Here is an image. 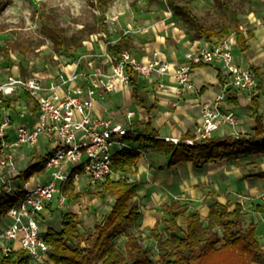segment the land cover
<instances>
[{
    "label": "built area",
    "instance_id": "built-area-1",
    "mask_svg": "<svg viewBox=\"0 0 264 264\" xmlns=\"http://www.w3.org/2000/svg\"><path fill=\"white\" fill-rule=\"evenodd\" d=\"M235 44L229 38L201 52L186 54L185 62L174 72L176 82L192 90L191 70L200 64L215 65L228 78V85L255 90L258 74L236 60ZM75 66L73 71L65 68L51 79L18 74L0 84V198L23 192V198L3 217L6 224L0 231V258L24 250L34 261L56 264L50 257L51 246L43 237L42 215L61 194V186L71 179L78 188L82 179L95 185L111 176L115 155L130 147L125 137L137 134L133 112L127 113V122L95 117L96 99L103 100L120 85L130 84L127 67L144 78L169 73L165 62L139 61L129 51H123L119 59L114 57L110 73H80ZM7 100H11L10 106ZM201 110L202 122L187 143L208 139L222 126L232 128L233 135L239 136V119L234 111H223L209 101L202 103ZM42 139L48 154L45 171L24 179L25 151H34ZM59 202L65 206L66 198L61 196Z\"/></svg>",
    "mask_w": 264,
    "mask_h": 264
},
{
    "label": "trees",
    "instance_id": "trees-1",
    "mask_svg": "<svg viewBox=\"0 0 264 264\" xmlns=\"http://www.w3.org/2000/svg\"><path fill=\"white\" fill-rule=\"evenodd\" d=\"M105 12L108 0H93ZM176 14L184 16L192 22L195 34L211 42L213 38L236 37L238 48L245 52L248 40L254 36L253 30L242 31L235 12L225 7L223 25L219 31L204 26L191 11L189 4L180 5L177 0H170ZM3 7V6H2ZM106 23V22H105ZM104 23V24H105ZM54 39L61 49L65 44L60 34ZM80 41L78 46L82 45ZM107 50L117 59L123 51L133 47L130 38L122 36L115 45L108 43ZM118 62V60H117ZM204 64H200L201 66ZM126 71L130 78L135 101L145 107L140 93V76L132 68ZM255 71L258 72L257 69ZM10 106L11 100H7ZM252 108L256 112L254 133L239 136L210 137L194 144L186 142L194 138L187 136L178 142L161 138L148 122L137 134L129 133L125 140L130 147L118 152L114 157L113 168L116 172H132L136 167L139 153L135 142H149L153 148L169 157V166L183 162H193L200 168L205 162H218L224 159H247L253 156L264 157V117L258 114L259 97H254ZM48 154L40 155L24 170L22 178L28 179L45 170ZM258 176L264 177V173ZM140 184L136 180L115 179L110 176L103 182L87 185L83 192L76 191L71 179L61 186V195L67 201H76L84 196L89 200L96 198L115 199L111 210L102 221L95 225L91 232L80 229L81 222L77 214L62 213V229L48 228L43 233L44 239L51 246V259L56 264H154L150 249L144 244L142 234H127L129 226L141 217L139 204L135 201ZM23 198V192L16 196L4 195L0 198V219ZM210 211L206 219L198 212L191 211L187 204L173 200L166 207L168 220L165 228L169 238L159 240V264H264V250L256 238V225L247 223L241 210H229L227 205L220 203L216 197L207 195ZM155 232V231H153ZM152 232V233H153ZM126 235L124 244L119 245L118 239ZM0 264H32V259L24 250H16L8 256L0 258Z\"/></svg>",
    "mask_w": 264,
    "mask_h": 264
},
{
    "label": "rangeland",
    "instance_id": "rangeland-1",
    "mask_svg": "<svg viewBox=\"0 0 264 264\" xmlns=\"http://www.w3.org/2000/svg\"><path fill=\"white\" fill-rule=\"evenodd\" d=\"M177 3H188L200 22L216 31L223 25L226 6L235 12L243 32L264 28V0H177ZM56 34L63 37L65 45L61 49L54 39ZM122 36L134 40L132 52L139 61L145 57H148V61H162L160 55L164 51L185 52L186 57L188 53L201 52L211 47L215 41L221 42L229 38L236 42L234 34L213 38L211 42L203 37L199 39L192 22L176 14L170 0H108L105 12L93 0H0V84L6 83L11 75L18 74H38L51 79L65 68L76 67L75 65L80 73L90 70L110 73L114 57L106 45H115ZM199 40L201 43L196 45L195 42ZM80 41H83L82 45L78 46ZM193 47L196 48L192 49ZM251 51L252 55L248 57L245 54V59L257 57V65L254 67L260 70L263 91L260 97H263L261 103L264 105V44L255 48L252 42ZM163 62L169 65V73L154 74L149 79L145 77V80H149L147 86L151 85V89L143 90V94L151 97L154 102H158V96L163 95L167 106H174L175 103L169 100L171 95L182 94L185 89L178 83L175 85L178 88L170 87L164 82V77L169 75L175 79L174 72L185 61L173 67V71L170 70L172 64L169 61ZM29 110H32L30 104ZM201 122L202 114L191 135H196ZM237 133L242 134L239 131ZM178 138L183 139L185 135ZM38 149V153H45L43 139ZM148 149L150 147L145 145L136 147L139 155L145 158L149 153ZM27 158L28 163H31L37 159V155L29 154ZM135 173L134 170L122 172L119 177L133 180ZM81 182L84 183V179ZM83 189L84 186L77 191L83 192ZM114 204L115 199L112 197L92 201L84 196L70 202L68 205L71 208L61 210L62 213L79 212L81 231L91 232ZM55 221L58 225L61 223L59 215ZM134 229L138 231L136 224L134 227L129 226L127 234L133 233ZM146 237L144 244L150 249L154 264H158V232H150ZM124 241L118 240V244L122 245Z\"/></svg>",
    "mask_w": 264,
    "mask_h": 264
},
{
    "label": "crops",
    "instance_id": "crops-1",
    "mask_svg": "<svg viewBox=\"0 0 264 264\" xmlns=\"http://www.w3.org/2000/svg\"><path fill=\"white\" fill-rule=\"evenodd\" d=\"M253 33L254 36L248 40L249 47L245 52L238 48L236 42L234 55L238 62L252 68L254 71L255 69L258 70L256 73L258 74L259 85L255 90L236 89L227 84L228 78L222 75L218 66L201 65L195 66L191 70L190 78L194 88L192 90L185 89L182 94L171 95L172 98L169 100L175 103V107L169 104L167 106L163 95L158 96V102H154L149 96H144L143 90L149 91L151 89V85L147 86L149 76L147 77L148 81L144 77H139L140 93L147 108L135 101L131 84L120 85L113 92L106 95L103 100L96 99L93 115L98 118H112L119 122H127V113L133 112L132 123L139 132L144 129L148 122H151L152 127L161 138L178 141L182 139L178 138L181 135L194 137V135H191V131L201 119L202 103L209 101L212 104L217 103L223 111H234L236 113L239 119L236 131L241 132L240 135L254 133L257 116L252 108L254 97H259L258 114L264 117V105L261 103L263 97H260L263 92L261 90L262 81L260 70L254 67L257 65V57L246 60L245 54L248 57L252 55V42L255 48H260L264 44V41H262L264 40V28L257 31L253 30ZM131 41L133 47L130 52L135 56L132 52L135 43L133 39ZM217 42L215 41V43ZM200 43L201 40L195 42L196 45ZM161 53V62L169 61L172 64L171 71H173V67L179 66L185 61V52L169 53L167 51L166 53L164 51ZM142 61H148V57L143 58ZM68 68L70 72L74 69L72 66ZM164 82L172 88H178V86H175L177 84L176 80L169 75H165ZM15 120L21 122L16 116ZM212 136L234 135L232 128L222 126ZM43 145L45 146L44 142ZM134 145L135 147L145 145L150 149H148L147 158L138 155L136 167L133 168L136 172L133 180L140 184L135 201L139 204L141 210L139 220L131 224L133 227L134 224L138 226V231L134 229L133 233L142 234L143 237H146L150 232L157 231L159 244V240L169 238V232L165 228V222L168 220L166 207L173 200H179L183 205L187 204L191 211L198 212L202 218L206 219L210 211V202L206 199L209 194L216 197L220 203L227 205L230 211L239 207L247 223L253 222L256 225V238L264 250V177L258 176L259 173H264V157L253 156L247 159H224L218 162H205L200 168L196 167L193 162H183L169 166V157L153 148L151 143L135 142ZM38 147L34 151H25L26 157L22 163L25 169L30 164L27 155L34 154L38 157L47 154V147H45V153H38ZM121 173L116 172L113 168L110 177L119 179ZM81 183L79 189L88 185L85 179L82 185ZM78 188H76V191ZM61 196V194L57 195L49 205L48 210L42 215L40 222L44 233L48 228L58 231L62 229L61 215L63 211L61 209L71 208V205H68L70 202L66 200L65 206H62L59 202ZM71 213L79 216V212L71 211ZM58 215L61 218L59 225L55 221ZM5 222V218L0 219V231L5 226ZM126 239L127 236L122 235L118 240L126 241ZM32 264L43 263L32 260Z\"/></svg>",
    "mask_w": 264,
    "mask_h": 264
}]
</instances>
